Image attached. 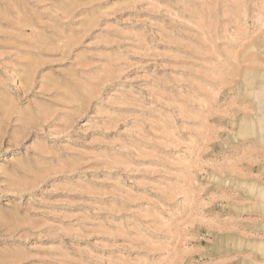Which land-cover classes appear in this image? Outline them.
Here are the masks:
<instances>
[{
	"label": "rangeland",
	"instance_id": "obj_1",
	"mask_svg": "<svg viewBox=\"0 0 264 264\" xmlns=\"http://www.w3.org/2000/svg\"><path fill=\"white\" fill-rule=\"evenodd\" d=\"M0 264H264V0H0Z\"/></svg>",
	"mask_w": 264,
	"mask_h": 264
}]
</instances>
